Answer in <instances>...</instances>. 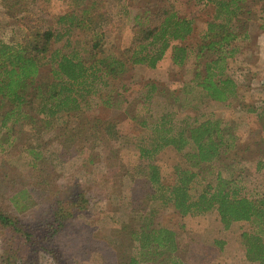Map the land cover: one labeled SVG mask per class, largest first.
<instances>
[{"label": "rangeland", "instance_id": "rangeland-1", "mask_svg": "<svg viewBox=\"0 0 264 264\" xmlns=\"http://www.w3.org/2000/svg\"><path fill=\"white\" fill-rule=\"evenodd\" d=\"M97 1L115 25L105 40L104 49L108 55L121 59L133 40L134 17L148 3L154 6L164 4V0ZM171 1L178 15L193 20L194 24L190 36L183 42L173 43L189 48L185 64L181 67L174 65L172 49L169 48L155 68L129 66L117 79L108 77L94 81L88 86L91 93L85 95V103L81 102L82 113L59 116V125L69 128V133L57 135L62 131H53V134L43 136L42 142L49 157L51 150H60L65 145L68 149L63 151V161L56 158L54 163L57 164L56 182L62 185L59 191L64 194L73 181L91 187L95 196L88 210L55 238L56 257L48 252H27L22 258L18 255H23V245L18 240L12 243L11 233L0 230V264H21L23 260L31 262L30 259L37 261L34 264H128L132 257L138 260L137 264H259L247 260L242 243V234L257 232V224L239 221L225 229L215 210L182 216L172 206H164L158 201L148 202L146 210L137 207L138 200L141 197L144 200L143 186L134 187L132 179L135 175H144L139 169L143 165H156L165 185H173L176 180L174 168L181 160L180 153L166 147L146 160H139L137 147L141 144L150 148L154 144L157 132L151 123L166 114L174 128L209 118L221 120L235 136L236 150L223 155L222 162H217V170L224 177L241 180L251 196L264 192V166L257 169L258 162H264V0H247L250 15H240L232 26L239 36L230 47L235 48V52L226 58L224 72L237 86L233 97L224 103L207 97L195 80L196 71L202 70L206 61L214 57L207 54L201 59L196 58L197 48L214 17L215 6L210 0ZM90 2L33 0L30 5L26 2L24 6L7 10L0 0V40L21 44L31 39L34 33L45 30L62 36L65 34L64 25L58 23V18L70 12L80 15L76 6L84 8ZM248 16L249 22L246 21ZM89 39L90 35L85 31L73 29L62 39L52 40L50 52L63 48L67 54L77 52L87 58ZM48 61L49 54L42 59L41 80L50 77ZM151 84L157 88L150 93ZM108 95L113 102L111 105L104 104ZM24 111H27L26 107ZM84 117L115 121L121 139L115 144L100 141L99 146L91 149L86 142L91 138L86 137V127L82 126ZM144 120L147 125L141 127ZM10 121L9 125L15 121L17 134H13L17 139L11 142V146L0 141V208L4 210L11 208L8 198L12 188L18 191L25 183L32 187L38 181L28 173L31 158L24 152L25 140L32 142L35 133L28 130V125L18 115ZM19 134L22 135L19 137ZM55 135L58 139L53 137ZM46 174L47 171L41 176ZM201 188L202 185L197 184L192 192L199 193ZM143 202L141 206H145L146 201ZM38 211L26 214L25 221L35 223ZM145 219L152 221L155 227H164L175 233L178 249L171 257L168 253L157 255L154 250H141L138 243L131 240L128 232L140 227Z\"/></svg>", "mask_w": 264, "mask_h": 264}, {"label": "trees", "instance_id": "trees-1", "mask_svg": "<svg viewBox=\"0 0 264 264\" xmlns=\"http://www.w3.org/2000/svg\"><path fill=\"white\" fill-rule=\"evenodd\" d=\"M1 1L7 10L33 2ZM90 1L84 8L76 6L80 15L70 12L58 18V23L64 25L65 34L73 29H81L90 35L87 58L77 52L67 54L63 48L50 52L52 40H60L65 35L60 36L51 30L36 32L31 39L21 44L0 40V141L11 146V142L17 139L14 134H17L15 121L18 120L9 125L16 115L18 118L22 117L28 130L35 133L32 142L30 139L25 140L24 152L31 158L32 166L28 173L38 181L32 187L27 182L18 191L12 188L8 198L11 208H0V230L11 233L12 243L18 240L23 245V255H18L22 258L27 252H48L56 257L55 238L88 210L90 201L95 196V190L91 191V187L73 181L64 194L59 191L62 185L59 186L56 182L57 164L54 163L56 158L63 161V151L68 149L65 145L60 150H51L49 157L45 154L46 146L42 143L43 136L53 134V131H62L57 135L69 133V128H61L62 125H59V116L63 113H82L81 102L85 103V95L91 93L88 86L96 80L108 77L117 79L129 66L146 65L155 68L169 48L172 49L174 65L181 67L188 58L189 48L173 43L183 42L193 33V20L179 16L171 0H164L162 6L148 3L134 17L133 40L125 50L123 59L106 53L105 40L114 31L115 25L97 0ZM210 1L215 6V14L197 48L196 58L201 59L207 54H213L214 57L206 61L202 70L196 71L195 80L207 97L224 103L233 97L237 86L224 72L226 58L235 52V48L230 47L239 36L232 26L240 15H250V10L246 8L247 0ZM250 20L248 16L246 21ZM48 54L50 77L48 80H41L42 59L48 57ZM156 88L151 84L149 92ZM112 103L108 95L104 104ZM25 107L27 111H24ZM130 118L135 119L134 116ZM83 119L86 137L91 138L86 142L91 149L95 145L99 146L100 141L115 144L122 137L115 121L92 120L88 117ZM146 125V120L140 123L141 127ZM151 125L157 132L154 144L150 148L141 144L137 146L139 160H146L166 147H172L180 153L181 160L174 168L176 180L173 185L162 183L156 165L147 163L139 168L144 175H135L132 182L134 187L143 186V198L147 203L141 206L144 201L141 197L137 207L146 210L148 202L158 201L164 206H172L182 216L215 210L225 229L239 221L257 224V232L242 234V243L248 261L264 264V192L251 196L241 180L233 176L224 177L217 170V162H222L223 155L236 150V138L229 127L221 120L209 118L200 123H186L174 128L168 114L156 119ZM23 129L21 131L24 135ZM80 129L78 132L82 133ZM53 137L58 139L56 135ZM185 149L188 151L184 152ZM263 166L264 162L260 160L257 169L260 170ZM45 171L47 174L41 176ZM70 181L71 179L68 180ZM197 184L202 185L200 192H192ZM37 209L39 215L36 222H26V214ZM19 214L23 216L19 217ZM128 233L141 250H154L157 255L168 253V257H171L178 249L175 233L164 227H155L149 219H145L140 227ZM33 257L36 259V256ZM30 261L23 260L21 264L37 263L33 259ZM137 263L135 257L128 262Z\"/></svg>", "mask_w": 264, "mask_h": 264}]
</instances>
